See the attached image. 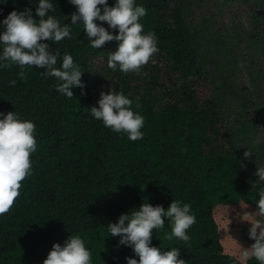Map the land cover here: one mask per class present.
Masks as SVG:
<instances>
[{"label":"trees","instance_id":"1","mask_svg":"<svg viewBox=\"0 0 264 264\" xmlns=\"http://www.w3.org/2000/svg\"><path fill=\"white\" fill-rule=\"evenodd\" d=\"M107 2L111 6L113 0ZM137 2L147 8L144 31L158 38V51L140 73L109 68L108 52L118 42L91 48L79 25L72 27L70 38L46 42L61 56L71 53L81 65L85 94L79 87L72 88V98L58 93L54 78L40 74L42 67H27L25 80L16 75V65L0 69V112L14 110L33 120L38 144L31 154L32 175L0 216V264H42L52 243H63L69 234L84 238L92 264H126L125 257L134 253L118 236H106L108 222L144 199L167 207L176 198L189 202L195 213L196 223L187 230L190 240L165 239L170 228L163 217L165 227L152 230V245L162 250L178 246L187 264H258L254 258L244 260L241 252L253 242L250 221L264 220L255 212L258 194L252 185L257 178L253 167L264 162V116L259 138L250 134L254 125L247 112L232 118L233 109L249 108L252 95L234 84L227 66H220L216 75L209 59L211 39L203 36L207 20H195L190 0ZM25 6L35 18L36 5L30 0L0 4V18ZM73 11L69 0H56L54 15ZM249 15L254 24L250 37L264 36L258 4ZM65 23H71L70 16ZM228 37L236 46L235 33ZM258 54L252 64L260 68L264 49ZM259 72L264 95V69ZM10 79L16 84L10 85ZM110 86L139 97L136 110L145 117L142 139L129 140L91 118L88 107ZM200 86H205V96L199 94ZM249 143L254 154L245 158Z\"/></svg>","mask_w":264,"mask_h":264},{"label":"clouds","instance_id":"2","mask_svg":"<svg viewBox=\"0 0 264 264\" xmlns=\"http://www.w3.org/2000/svg\"><path fill=\"white\" fill-rule=\"evenodd\" d=\"M30 2L36 5L35 18L33 9L27 6L21 10L13 8L0 18V69L16 65L19 69L16 75L25 80L27 67H42L44 71L40 74L53 77V87L65 97H73V87H79L81 94H85L81 79L84 70L71 53L64 52L61 56L59 49H50L46 41L58 44L70 38L74 25L84 29L91 48L97 49L106 41L118 42L115 50L108 52L106 61L114 71L140 73L158 51L155 32L144 31L142 18L147 14V8L137 0H113L111 6L107 0H69L75 11L63 16L53 14L56 0ZM3 3L7 0H0V4ZM66 16H70L71 23H65ZM97 20L107 22L108 27L98 24ZM8 83L15 85L16 79H10ZM139 108L138 96L133 99L110 86L106 92L100 91L96 104L89 106L88 111L92 119L135 141L144 136L145 117L136 110ZM37 148L33 120L14 110L0 112V216L11 209L21 194V182L32 175L31 154ZM253 154L247 145L243 156L247 158ZM255 175L257 178L252 184L258 194V198L253 199L257 205L255 212L264 216V166L257 165ZM163 217L167 218L170 228L164 233L165 239L190 240L187 230L196 223V216L191 204L179 198L171 199L167 207L142 200L138 207L121 213L115 222L109 221L105 226L106 236H118L120 244L131 247L134 256H126V264H187L180 258L178 246L162 250L163 247L152 245V230L165 227ZM248 235L253 242L242 247V258H254L258 264H264V220L250 221ZM42 264H92V251L81 235L69 234L63 243H52Z\"/></svg>","mask_w":264,"mask_h":264},{"label":"rangeland","instance_id":"3","mask_svg":"<svg viewBox=\"0 0 264 264\" xmlns=\"http://www.w3.org/2000/svg\"><path fill=\"white\" fill-rule=\"evenodd\" d=\"M190 3L195 20L197 21L201 18L207 20L203 36L211 39L209 59L214 64L216 75L221 73L220 66H227L234 84L240 89H247L243 94L249 93L252 95L248 110L244 109L242 112L233 109L234 102L227 103L229 110L233 109V113H230L232 118L235 120L236 117H244L242 114L247 112L250 123L254 125V129L253 131L251 130L250 134L254 133V137L259 138L262 134L261 118L264 116V106H260V103L264 101V95L262 93L263 86H261L262 80L259 77V70L261 68L264 69V66L260 68L253 66L252 57L255 52L257 55L264 49V36L257 33V37H250V34L254 33V24L249 14L250 10L258 4L259 9L263 11L261 20L264 26V0H190ZM249 31L253 32L247 34ZM230 33H235L236 46H232L231 42L228 43V35ZM203 43L200 40V44ZM225 51L230 54H226L224 58L223 54ZM209 86L211 87V85ZM215 86L216 83H212V87L214 88ZM198 91L202 96L207 93L205 86H200ZM249 145L251 147L253 143H249ZM259 166H264V162L259 164ZM256 167L257 165L253 167L254 171Z\"/></svg>","mask_w":264,"mask_h":264}]
</instances>
